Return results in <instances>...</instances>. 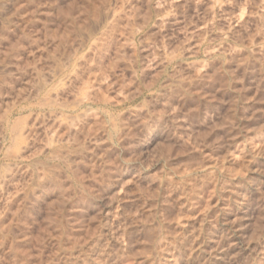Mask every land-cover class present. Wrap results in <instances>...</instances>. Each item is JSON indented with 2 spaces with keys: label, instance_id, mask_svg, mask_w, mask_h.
<instances>
[{
  "label": "clouds",
  "instance_id": "1",
  "mask_svg": "<svg viewBox=\"0 0 264 264\" xmlns=\"http://www.w3.org/2000/svg\"><path fill=\"white\" fill-rule=\"evenodd\" d=\"M0 264H264V0H0Z\"/></svg>",
  "mask_w": 264,
  "mask_h": 264
}]
</instances>
